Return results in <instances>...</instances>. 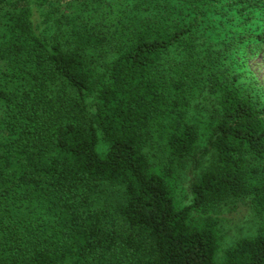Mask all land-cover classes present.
<instances>
[{
  "label": "trees",
  "instance_id": "1",
  "mask_svg": "<svg viewBox=\"0 0 264 264\" xmlns=\"http://www.w3.org/2000/svg\"><path fill=\"white\" fill-rule=\"evenodd\" d=\"M76 2L0 0V264H264V0ZM238 204L260 225L219 258Z\"/></svg>",
  "mask_w": 264,
  "mask_h": 264
},
{
  "label": "rangeland",
  "instance_id": "2",
  "mask_svg": "<svg viewBox=\"0 0 264 264\" xmlns=\"http://www.w3.org/2000/svg\"><path fill=\"white\" fill-rule=\"evenodd\" d=\"M78 2V0H77ZM76 2V3H77ZM31 15L30 19L40 31H46L47 34H51L53 27V19L47 13V7H41L31 4ZM51 28V29H49ZM38 31V30H37ZM264 48L263 50H258L256 54L252 56H246L242 61L243 66L250 72V75L254 77L264 89ZM194 112L197 114L196 118L201 121L200 137L198 141V146L202 147L204 145L205 137L207 134L206 123L204 120V112ZM199 168H204L208 163V157H202L200 159ZM156 162L158 160L156 159ZM197 169L193 167L192 157L186 158L176 166L177 179L174 185L175 191L174 195L176 201L180 204H188L191 201L192 193L190 190V181L194 177ZM218 221L219 230V248L217 251V257H221V254L225 247L234 242L237 238L245 235H252L256 233L260 225V219L256 213L246 205L238 204L236 207L231 205H222L219 211L216 213Z\"/></svg>",
  "mask_w": 264,
  "mask_h": 264
}]
</instances>
